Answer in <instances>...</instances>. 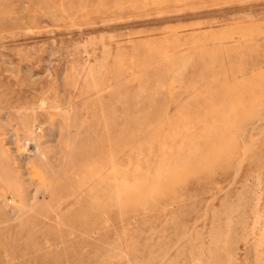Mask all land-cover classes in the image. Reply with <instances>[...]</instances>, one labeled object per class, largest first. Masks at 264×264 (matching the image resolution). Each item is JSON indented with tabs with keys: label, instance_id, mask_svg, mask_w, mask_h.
<instances>
[{
	"label": "rangeland",
	"instance_id": "1",
	"mask_svg": "<svg viewBox=\"0 0 264 264\" xmlns=\"http://www.w3.org/2000/svg\"><path fill=\"white\" fill-rule=\"evenodd\" d=\"M0 7V169L50 190L12 238L73 234L38 244L55 264H264V0ZM34 129L53 169L18 152Z\"/></svg>",
	"mask_w": 264,
	"mask_h": 264
},
{
	"label": "bare ground",
	"instance_id": "2",
	"mask_svg": "<svg viewBox=\"0 0 264 264\" xmlns=\"http://www.w3.org/2000/svg\"><path fill=\"white\" fill-rule=\"evenodd\" d=\"M5 4L9 5L10 3L7 4V2H6ZM10 7H11V5H10ZM4 24H7V23L0 21V27L3 26ZM29 122H30V120L25 122V127L27 128V130L28 129L30 130V128H31ZM36 130L34 129L33 134L30 133V134H32L31 137L29 138L30 141H27L25 144H19L18 145L19 146L18 152L20 153V155H23L25 153L24 152L25 151L24 150L25 145H26V149H27V146H29L28 149H32V151L37 152V155H35V157H34V159H32V161L36 162L37 159L38 160L41 159L42 161H45L46 169L49 167L51 169H53L52 168L53 167L52 162H50L48 160L49 159L48 158V149H44V148L40 149V145H36L34 143V141L37 140V136L34 134V132ZM26 153H25V157L27 155ZM50 160H52V158H50ZM27 167H28L27 165L25 166L21 163H18V166L13 164V168L11 165L9 167L8 171L3 170V172H1V169H0V176H1V174H3V176H2L3 178H7V174H9V177H10V175L15 176L18 180V182L16 181L13 185H6L3 182H1L2 180L0 179L1 180L0 181V187H1L0 188V264H29L32 262V260L29 258L26 259V257H24V255L29 253V252L35 254V258L33 259L35 261L37 258V259H40L42 261H47V262H49V264H55L57 262L58 258H60V255L57 252L50 253V254H46V253H43V254L39 253L38 254L37 251L40 249V248H38V244L42 243L41 241H45L46 243L44 246L56 245L55 243H58L57 241L63 242L66 240L67 237L68 238L73 237V234L72 235H66L64 237L61 236V237H58V239H57V237H48V236L45 237V235L43 233L38 234V233H35L34 230L30 229L29 230L30 237H28L24 241L21 239L12 238V235L11 234L9 235V233L11 231H15V229H18L21 225L24 224V220H20V221L16 222L15 221L16 216L17 215L24 216L25 213L28 211V208H29L28 205H30V202L34 206L35 205L34 203H36L35 200L38 199V195L42 194L43 198L45 199L46 196L50 192L48 187H45L42 189V187H40V186L39 187L36 186V188L33 187L32 188L33 192H31V186H34V181L32 179L28 180L27 178H24L28 174L27 172L24 171L25 170L24 168H27ZM5 189H14V190L16 189V192H18L17 193L18 195L14 194L13 196H11V198H9V197H7V195L4 191ZM30 193H31V198L29 197ZM78 202L79 201H77V203ZM83 203L85 204L84 207L89 211L90 210L89 203L88 202L87 203L83 202ZM71 208H73V204H72ZM71 208L69 207L68 209H71ZM94 209H95V207H92L93 211H94ZM102 210L103 209L101 207L97 209L98 212H100ZM9 211H10V213H9ZM46 216L50 217V213L47 212ZM26 217L27 218L25 221H38V223H41V221L37 215L29 214V215H26ZM77 224L78 223H76V225ZM78 227H79V229H81V231H83L84 234L93 235L94 233H98L99 236L94 239L95 241L100 239L102 236V234L100 235V233H101L100 231H98V230L93 231L96 228H101V227H98V221H96V222L91 221V220L87 221V219H86L85 221L81 222L78 225ZM85 237L86 236H84V238H82L81 241H79L75 245H77L78 247L83 246L85 244V240L88 241V239H86ZM28 242H29V244H28ZM72 247L75 248L74 245H72ZM36 248H37V250H36ZM97 253L96 254H94V253L90 254V253H86V252H84V250H82L79 253L75 252L72 256H70L68 258V260L71 264H75V262L76 263L84 262L87 260H90V261L94 260L95 262H97L100 259V257L102 256V253L101 254H99V252H97Z\"/></svg>",
	"mask_w": 264,
	"mask_h": 264
}]
</instances>
